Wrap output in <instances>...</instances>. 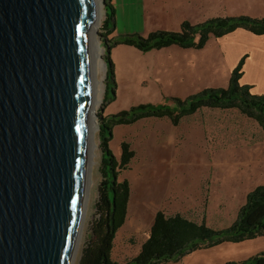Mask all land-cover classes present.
Listing matches in <instances>:
<instances>
[{
    "label": "rangeland",
    "instance_id": "rangeland-1",
    "mask_svg": "<svg viewBox=\"0 0 264 264\" xmlns=\"http://www.w3.org/2000/svg\"><path fill=\"white\" fill-rule=\"evenodd\" d=\"M108 2V1H107ZM108 7V38L123 35L147 37L157 30L175 32L181 23L204 22L209 18H264V0H110ZM104 0L97 9L94 38L101 52L104 71L98 69L97 91L94 95L93 161L88 178V195L83 225L77 245V264L82 246L88 240L95 219V203L102 181L101 151L98 128L101 117L128 111L131 107L162 104L165 99L183 100L203 89L225 88L231 76L232 59L244 45H264L262 37L243 30L236 34L235 53L225 52L221 42L209 39L201 49H180L171 46L143 53L118 45L110 51L114 72V93L110 90L105 102L106 65L102 46ZM244 56V57H243ZM245 83L252 95H264V74L255 58L244 53ZM262 71V70H261ZM108 149L118 160L121 142L130 144L135 158L118 180H127L131 196L126 223L115 234L111 257L123 264L138 254L143 235L148 230L146 216L164 210L181 213L189 219L207 215L210 221L226 225L236 214L246 193L264 184V133L259 125L238 110L203 109L173 126L168 120L156 118L139 120L130 126L112 128ZM220 226V225H217ZM256 243H264L260 238ZM250 242L247 244H254ZM243 244H224L211 249H199L184 256L186 264H225L242 261ZM168 264H180L169 262Z\"/></svg>",
    "mask_w": 264,
    "mask_h": 264
},
{
    "label": "water",
    "instance_id": "water-1",
    "mask_svg": "<svg viewBox=\"0 0 264 264\" xmlns=\"http://www.w3.org/2000/svg\"><path fill=\"white\" fill-rule=\"evenodd\" d=\"M95 9V0H0V264L75 261Z\"/></svg>",
    "mask_w": 264,
    "mask_h": 264
},
{
    "label": "trees",
    "instance_id": "trees-1",
    "mask_svg": "<svg viewBox=\"0 0 264 264\" xmlns=\"http://www.w3.org/2000/svg\"><path fill=\"white\" fill-rule=\"evenodd\" d=\"M108 1V2H107ZM105 20L102 26V46L106 65L105 102L110 90L114 93V72L110 51L118 45L133 47L139 51L162 50L169 46L180 49H201L209 38L218 39L235 30L243 29L252 35H264V18H251L245 15L234 17L209 18L198 24L183 22L178 31H153L147 37L123 35L108 38L112 33L109 26L108 7L113 11L110 0H104ZM244 58L231 72L225 88H206L195 95L180 100L176 97L165 99L162 104H147L131 107L115 115L101 117L98 128L99 149L101 151L102 181L98 187L95 203V219L91 223L88 240L82 246L77 264H120L111 257L115 234L125 223L128 213L130 185L127 180L119 179L120 172L127 170L135 158L130 144L121 142L120 157L117 160L108 149L112 140V128L130 126L139 120L156 118L166 119L173 126H179L182 119L203 109L238 110L247 119L255 121L264 133V95H252L250 87L239 83L242 76ZM264 236V184L256 186L247 193L239 206L232 223L226 228L206 226L197 223L181 213L168 214L159 210L153 216L147 237L138 254L123 264H165L175 262L186 254L199 249H210L224 243H242ZM225 264H264V251L254 254L243 261H230Z\"/></svg>",
    "mask_w": 264,
    "mask_h": 264
},
{
    "label": "crops",
    "instance_id": "crops-1",
    "mask_svg": "<svg viewBox=\"0 0 264 264\" xmlns=\"http://www.w3.org/2000/svg\"><path fill=\"white\" fill-rule=\"evenodd\" d=\"M239 30H243V29H238V30H235L234 32H232L231 34H227V35H225V36H223V37H221V38H218V39H214V38H211V39H214V40H218L219 42H221V44H222V46H223V50L226 52H228L229 51V55H232L233 53H235V51L233 50V47H234V44H236L235 43V41H237V37H234L236 34H240V33H237V32H239ZM243 31H245V30H243ZM247 33V32H246ZM250 34V33H249ZM252 35V34H251ZM253 36H256V35H253ZM257 37H262L261 39L263 40V44H264V35L262 36V35H258ZM210 39V38H209ZM169 47H171V46H169ZM169 47H167V48H169ZM167 48H164V49H167ZM189 49H193V48H189ZM160 50V49H159ZM163 50V49H162ZM183 50H186V49H183ZM246 54V53H248L249 54V56H253L254 58H255V60H256V62H257V66L259 67V69L260 70H257L256 72H257V74H259V75H262V74H264V45H252V44H250L249 46H247V45H244V47H243V49L241 50V51H239L237 54H236V57H234L233 59H232V64H231V69L233 70L234 68H235V66L239 63V61L242 59V56H243V54ZM244 57V56H243ZM246 64H247V62L245 63L244 62V64H242V76H241V79H240V81H239V83L240 84H242V85H244V86H247V84L245 83V66H246ZM262 70V71H261ZM232 72V71H231ZM171 98V97H170ZM164 102H165V100H164ZM163 102V103H164ZM246 195H247V193H246ZM246 195H245V197H246ZM245 197H244V199H243V202H244V200H245ZM129 200H130V196H129ZM243 202H242V204H243ZM241 204V205H242ZM241 205H239V206H241ZM239 206H238V208H239ZM238 208H237V210H238ZM237 210H236V213H237ZM129 211V210H128ZM155 214V213H154ZM154 214L153 213H151V214H148V216H146V218H145V221H144V223H145V225L147 226V228H148V230H146L145 232H144V235H143V242L145 241V239H146V237H147V232L149 231V229H150V226H151V224H152V220H153V216H154ZM172 214V213H171ZM175 214V213H174ZM235 216H236V214H235ZM235 216H233V218L226 224V225H221V224H217V222H213V221H210V218L207 216V215H201V217L199 218V219H194L193 221H195V222H197V223H200L201 221H203V222H205V224H206V226H208V227H214V228H222V229H224V228H226L227 226H229L231 223H232V221H233V219H234V217ZM126 217H127V213H126ZM189 218V217H188ZM126 220L127 219H125V223H126ZM190 220H192V219H190ZM124 223V224H125ZM217 225H220V226H217ZM124 226V225H123ZM122 226V227H123ZM260 238H263L264 239V236H261V237H258V238H254V239H252V240H248V241H245V242H242V243H224V244H243V243H246L245 245H247V246H242L243 248H241L242 250H241V252H242V256H247L248 254H252V255H254V254H257V253H259V252H261V251H264V243H256V242H258L257 240H260ZM254 242V241H256V242H254V244L252 245V244H247V243H250V242ZM143 242H142V244H143ZM142 244H141V246H142ZM224 244H222V245H224ZM221 245V244H220ZM218 246V245H217ZM213 248V247H212ZM140 249V248H139ZM211 249V248H210ZM206 250V249H205ZM197 251V250H196ZM195 252V251H194ZM193 253V252H192ZM186 255H188V254H186ZM186 255H184V256H186ZM190 255V254H189ZM188 255V256H189ZM251 255V256H252ZM183 256V257H184ZM180 258L179 260H177V261H175V262H179L180 264H186L185 263V260H184V258ZM243 261V260H242ZM169 262H171V261H169ZM169 262H167V263H165V264H168ZM172 263V262H171Z\"/></svg>",
    "mask_w": 264,
    "mask_h": 264
},
{
    "label": "bare ground",
    "instance_id": "bare-ground-1",
    "mask_svg": "<svg viewBox=\"0 0 264 264\" xmlns=\"http://www.w3.org/2000/svg\"><path fill=\"white\" fill-rule=\"evenodd\" d=\"M101 0H95V6H96V9H95V23L93 26H91L90 28V31H89V48H90V56H91V60H90V64H91V70H92V87H93V101H94V95L96 94V91H97V71L98 69H102L104 71V65L103 63L100 61L101 60V52L98 50L97 48V41L96 39L94 38V33H95V24H96V19H97V9H98V6H99V3H100ZM93 106V105H92ZM89 124H90V127H89V134H90V144H89V153H90V161H89V168L90 166L92 165V161H93V150H94V130H95V123H94V116H93V112H92V109L90 110V113H89ZM90 170V169H89ZM90 178V177H89ZM89 184V183H88ZM86 200H87V197H86ZM85 212V211H84ZM84 212H83V215H84ZM83 225V223H82ZM82 229V227H81ZM81 229H80V232H81Z\"/></svg>",
    "mask_w": 264,
    "mask_h": 264
}]
</instances>
